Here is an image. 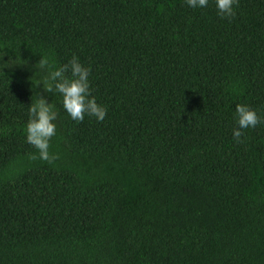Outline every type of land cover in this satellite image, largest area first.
Segmentation results:
<instances>
[{
    "label": "trees",
    "instance_id": "obj_1",
    "mask_svg": "<svg viewBox=\"0 0 264 264\" xmlns=\"http://www.w3.org/2000/svg\"><path fill=\"white\" fill-rule=\"evenodd\" d=\"M73 56L103 122L37 86ZM0 63V264H264V0H0ZM238 104L262 120L240 141Z\"/></svg>",
    "mask_w": 264,
    "mask_h": 264
},
{
    "label": "clouds",
    "instance_id": "obj_2",
    "mask_svg": "<svg viewBox=\"0 0 264 264\" xmlns=\"http://www.w3.org/2000/svg\"><path fill=\"white\" fill-rule=\"evenodd\" d=\"M210 0H185L192 9L208 7ZM217 13L222 19H230L235 15L239 0H214ZM11 64L0 63V72ZM38 73H44L39 80L47 93H59L67 114L74 120L82 122L85 116L95 117L103 122L107 116V108L99 104L92 95L89 76L91 69L80 62L79 57L73 56L65 65L54 67L47 58L41 59L36 66ZM70 73L69 75H66ZM59 112L54 103H49L43 94H38L35 103L30 107V119L27 124V141L39 153V158L52 162L56 157L50 153V141L57 134ZM235 120L237 127L233 129V138L240 141L242 129L255 128L262 123L258 112L247 104L236 106ZM35 158V157H34Z\"/></svg>",
    "mask_w": 264,
    "mask_h": 264
},
{
    "label": "rangeland",
    "instance_id": "obj_3",
    "mask_svg": "<svg viewBox=\"0 0 264 264\" xmlns=\"http://www.w3.org/2000/svg\"><path fill=\"white\" fill-rule=\"evenodd\" d=\"M11 67L13 68L14 66H13V65H11Z\"/></svg>",
    "mask_w": 264,
    "mask_h": 264
}]
</instances>
